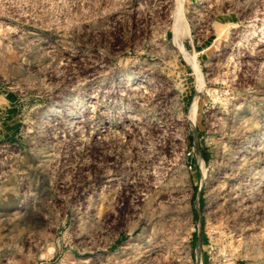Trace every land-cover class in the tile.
<instances>
[{
    "label": "rangeland",
    "instance_id": "374dc122",
    "mask_svg": "<svg viewBox=\"0 0 264 264\" xmlns=\"http://www.w3.org/2000/svg\"><path fill=\"white\" fill-rule=\"evenodd\" d=\"M0 142V264H264V0H0Z\"/></svg>",
    "mask_w": 264,
    "mask_h": 264
},
{
    "label": "bare ground",
    "instance_id": "6f19581e",
    "mask_svg": "<svg viewBox=\"0 0 264 264\" xmlns=\"http://www.w3.org/2000/svg\"><path fill=\"white\" fill-rule=\"evenodd\" d=\"M170 1V0H169ZM169 3V2H168ZM182 7V6H181ZM178 8H179V6H178ZM177 10H179V9H177ZM176 10V11H177ZM183 12H179L178 13V16H176L177 17V20H176V24H175V36H176V38H177V40L179 39V36L181 37V27H180V25L183 23V21H184V16H183V14H182ZM177 15V14H176ZM175 38V39H176ZM176 40V41H177ZM181 38H180V42H181ZM178 44H179V41H178ZM180 46H182L181 44H180ZM193 62V61H192ZM197 64V63H196ZM197 66V65H196ZM197 71H198V74H199V84H200V87L201 86H203V84H204V81L201 79L202 78V72L200 71V68L197 66ZM197 74V75H198ZM199 97H200V88H199V90H198V92L195 94V96H194V99H193V101H192V103H191V105H190V109H189V117H190V119H191V121L193 122V123H195L196 122V120H197V113H198V108H199ZM201 149V148H200ZM200 152V151H199ZM199 157H200V159L202 160V163H203V156H202V154L201 153H199ZM198 248V247H197ZM200 248V247H199ZM198 256H199V259H198V264H203V261H202V258H201V252L199 251V254H198Z\"/></svg>",
    "mask_w": 264,
    "mask_h": 264
},
{
    "label": "built area",
    "instance_id": "2783aa9c",
    "mask_svg": "<svg viewBox=\"0 0 264 264\" xmlns=\"http://www.w3.org/2000/svg\"><path fill=\"white\" fill-rule=\"evenodd\" d=\"M5 145H8V144H5V142H0V147H3Z\"/></svg>",
    "mask_w": 264,
    "mask_h": 264
}]
</instances>
